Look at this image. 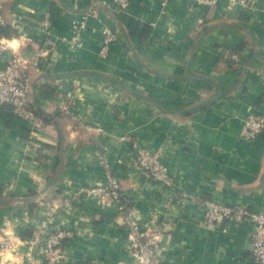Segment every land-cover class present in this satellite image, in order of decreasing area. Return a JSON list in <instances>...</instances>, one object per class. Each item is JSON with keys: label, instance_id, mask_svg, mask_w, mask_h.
I'll return each mask as SVG.
<instances>
[{"label": "crops", "instance_id": "0c3cea01", "mask_svg": "<svg viewBox=\"0 0 264 264\" xmlns=\"http://www.w3.org/2000/svg\"><path fill=\"white\" fill-rule=\"evenodd\" d=\"M105 1L0 0V26L25 53L45 10L57 39L31 70L45 122L0 103V264L43 262L44 231L57 226L75 231L60 264H136L118 201L89 193L110 175L160 233L164 264H255L252 225L210 228L200 200L264 209V130L242 132L250 112L264 119V0ZM75 19L86 21L79 43L61 41ZM107 26L118 38L102 51ZM133 141L160 151L174 185L136 164Z\"/></svg>", "mask_w": 264, "mask_h": 264}, {"label": "built area", "instance_id": "2783aa9c", "mask_svg": "<svg viewBox=\"0 0 264 264\" xmlns=\"http://www.w3.org/2000/svg\"><path fill=\"white\" fill-rule=\"evenodd\" d=\"M167 1V0H165ZM198 3L214 5L219 0H196ZM231 5L250 7L251 2L257 0H228ZM132 0H111L105 4L113 5L116 9H126ZM73 37H63L61 41L72 44L79 43L85 19L74 20ZM42 34L40 43L30 52L25 53L20 46L15 49L10 46L12 37L0 33V103H9L15 114L29 120L33 126L45 122L44 115L31 97V70L39 67L41 61L47 58L48 52L57 44L53 34V18L49 10H45L39 23ZM118 38L117 32L111 27L104 28L102 51L109 50ZM7 41L8 43H3ZM11 49V55L5 63H1L3 53ZM238 60V53L233 54ZM61 113H70L75 119L77 115L66 104L61 107ZM264 130V119L254 113L246 117L243 135L248 139L256 138ZM136 164L154 180L163 184L174 185L173 174L162 159L161 153L148 144L133 141ZM89 193L100 199L113 198L119 203L124 222L127 226L130 245L136 256V264H164L160 233L144 228L136 217L131 199L122 192L120 180L110 175L106 183L94 185ZM204 209V224L210 228L228 229L229 223L242 220L252 225L250 244L255 264H264V209H256L246 205L227 203L216 197L206 196L200 200ZM75 237V231L62 226L44 231V260L35 264H60L66 261L70 249L69 244Z\"/></svg>", "mask_w": 264, "mask_h": 264}, {"label": "trees", "instance_id": "16d2710c", "mask_svg": "<svg viewBox=\"0 0 264 264\" xmlns=\"http://www.w3.org/2000/svg\"><path fill=\"white\" fill-rule=\"evenodd\" d=\"M10 27L9 26H0V33L5 35V36H11L12 33L10 32ZM9 104V103H6ZM11 105V104H10Z\"/></svg>", "mask_w": 264, "mask_h": 264}, {"label": "clouds", "instance_id": "9594fccd", "mask_svg": "<svg viewBox=\"0 0 264 264\" xmlns=\"http://www.w3.org/2000/svg\"><path fill=\"white\" fill-rule=\"evenodd\" d=\"M3 43H8V42L7 41H3ZM10 46L15 49L17 47V42L16 41H12L10 43Z\"/></svg>", "mask_w": 264, "mask_h": 264}]
</instances>
